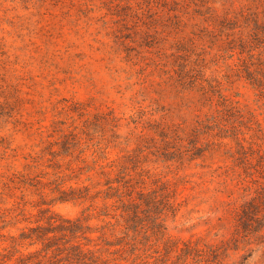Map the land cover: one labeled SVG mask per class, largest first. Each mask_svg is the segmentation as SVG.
I'll return each mask as SVG.
<instances>
[{"label":"clouds","instance_id":"9594fccd","mask_svg":"<svg viewBox=\"0 0 264 264\" xmlns=\"http://www.w3.org/2000/svg\"><path fill=\"white\" fill-rule=\"evenodd\" d=\"M37 260L264 264V0H0V264Z\"/></svg>","mask_w":264,"mask_h":264},{"label":"trees","instance_id":"16d2710c","mask_svg":"<svg viewBox=\"0 0 264 264\" xmlns=\"http://www.w3.org/2000/svg\"><path fill=\"white\" fill-rule=\"evenodd\" d=\"M71 135V134H69ZM107 183V182H106ZM140 197V194H138V198ZM135 207L136 206H132L131 207V211L133 212V218L135 216ZM255 212V208L253 206H249L247 208H243L241 213L238 214V222L239 223H244L246 221V219H250L251 216L250 214ZM74 228L77 227V226H73ZM29 233H35L36 234V237L37 238H40L41 236H43L46 232L50 231V229H46L44 228L42 225H36L35 227L33 228H30L29 230ZM25 235L24 233H21V236ZM189 243H194V242H186V243H183L180 247H181V251L182 253L183 252H187L188 251V248L186 247ZM32 255L34 256L35 253H32ZM36 264H39V261L37 260L36 261Z\"/></svg>","mask_w":264,"mask_h":264},{"label":"rangeland","instance_id":"374dc122","mask_svg":"<svg viewBox=\"0 0 264 264\" xmlns=\"http://www.w3.org/2000/svg\"><path fill=\"white\" fill-rule=\"evenodd\" d=\"M21 2L23 3L24 0H21ZM60 42H61V40H60V36L59 35L54 34V33H51V34L46 33L45 34V39L41 42V44L39 46L40 47H44V46H47V45H58ZM242 209H243V207L241 208V210L239 211L238 214L241 213ZM72 211H73V209L71 207H60L58 214H60V215H69V214L72 213ZM36 225H40L38 221L35 222V226ZM186 242H194V241H189V240L185 239L183 243H186Z\"/></svg>","mask_w":264,"mask_h":264}]
</instances>
